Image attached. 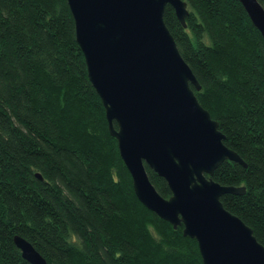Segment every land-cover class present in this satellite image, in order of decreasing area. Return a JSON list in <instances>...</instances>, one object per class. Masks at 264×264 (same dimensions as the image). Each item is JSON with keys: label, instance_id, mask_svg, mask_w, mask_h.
<instances>
[{"label": "trees", "instance_id": "16d2710c", "mask_svg": "<svg viewBox=\"0 0 264 264\" xmlns=\"http://www.w3.org/2000/svg\"><path fill=\"white\" fill-rule=\"evenodd\" d=\"M184 1V27L168 4L163 20L197 100L245 163L223 160L211 177L244 186L220 201L264 245V40L238 0ZM181 230L133 192L67 1L0 0V264H30L15 234L48 264H203Z\"/></svg>", "mask_w": 264, "mask_h": 264}, {"label": "water", "instance_id": "95a60500", "mask_svg": "<svg viewBox=\"0 0 264 264\" xmlns=\"http://www.w3.org/2000/svg\"><path fill=\"white\" fill-rule=\"evenodd\" d=\"M66 1L88 79L138 201L172 228L181 225L203 264H264V245L220 201L224 193H243L244 186L211 177L223 160L245 163L197 100L193 89L200 84L163 20L168 4L184 27L186 2ZM238 1L264 40V8L258 0ZM144 164L165 179L169 197L157 192ZM13 242L30 264H48L22 236L13 235Z\"/></svg>", "mask_w": 264, "mask_h": 264}]
</instances>
